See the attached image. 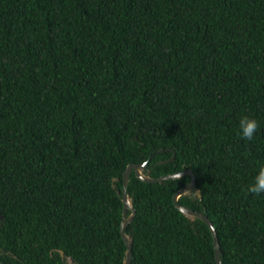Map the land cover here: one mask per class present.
<instances>
[{"label": "trees", "instance_id": "obj_1", "mask_svg": "<svg viewBox=\"0 0 264 264\" xmlns=\"http://www.w3.org/2000/svg\"><path fill=\"white\" fill-rule=\"evenodd\" d=\"M145 161L192 172L177 203L209 219L220 264H264V194L246 192L264 0H0V263L122 264L121 172ZM188 180L130 170L129 264H215L206 224L172 204Z\"/></svg>", "mask_w": 264, "mask_h": 264}, {"label": "water", "instance_id": "obj_2", "mask_svg": "<svg viewBox=\"0 0 264 264\" xmlns=\"http://www.w3.org/2000/svg\"><path fill=\"white\" fill-rule=\"evenodd\" d=\"M161 151L158 152H154L151 153L149 155V157H151L152 155L159 153ZM173 158V153L171 155V157L169 159H167L166 161H170ZM147 161L143 162V163H139V164H134V163H129L125 166V168L123 169V171L121 172V193H120V200L122 203V209H121V217L123 218V221L120 223L119 225V235L124 243L125 246V252H124V259L122 261V264H129L130 263V258H131V241L130 239L124 234V228L126 227V225L131 221L133 215H134V209L132 207V204L130 203L128 197L125 194V185L127 182V176L130 172V170L133 171L135 177L142 181V182H146V183H157L160 182L162 180H166V179H173L174 178V173L168 174V175H160L158 177L155 178H150L148 176H145L141 173V167L146 166ZM182 175H188L189 176V180L188 182L183 185L179 190H177L176 192L173 193L171 199H172V204L173 206L183 215L190 217V218H198L200 220H202L206 226L208 227L210 234H211V238H212V248H213V257H214V263L215 264H220V258H219V246H218V241H217V237L214 231V228L211 224V222L209 221V219L202 213L198 212V211H194L186 206L180 205L177 203V198L182 195L187 193L188 191H190L193 186H194V176L192 174V172L188 169H184L181 170ZM115 178L112 179V181ZM194 195L199 196V192L198 190H194ZM129 210L130 213L126 215V211ZM61 254V252H60ZM2 264V263H0Z\"/></svg>", "mask_w": 264, "mask_h": 264}, {"label": "clouds", "instance_id": "obj_3", "mask_svg": "<svg viewBox=\"0 0 264 264\" xmlns=\"http://www.w3.org/2000/svg\"><path fill=\"white\" fill-rule=\"evenodd\" d=\"M240 135L242 138L251 140L259 128L258 122L254 118L242 116L239 119ZM182 178V172L178 171L174 174V179L179 181ZM248 194L261 195L264 194V166H261L253 182L246 188Z\"/></svg>", "mask_w": 264, "mask_h": 264}]
</instances>
